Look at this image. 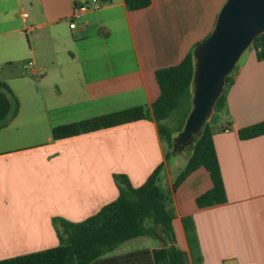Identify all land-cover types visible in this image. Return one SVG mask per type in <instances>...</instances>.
<instances>
[{
  "label": "crops",
  "instance_id": "obj_1",
  "mask_svg": "<svg viewBox=\"0 0 264 264\" xmlns=\"http://www.w3.org/2000/svg\"><path fill=\"white\" fill-rule=\"evenodd\" d=\"M225 1L152 0L128 10L125 0H102L72 28L73 0H0V80L20 101L0 129V260L56 247L54 218H88L118 197L115 174L140 186L165 162L153 120L58 140L52 129L150 106L160 94L156 70L180 63L208 36ZM18 13L23 25L8 28ZM224 94L209 120L227 202L197 207L213 183L203 167L191 173L173 193L176 244L190 256L183 217L192 216L199 264H264V134L242 139L238 132L264 121V59L255 48L242 55ZM173 182L166 160L162 185L169 190ZM147 237L125 241L97 264H155L159 241L119 250Z\"/></svg>",
  "mask_w": 264,
  "mask_h": 264
},
{
  "label": "trees",
  "instance_id": "obj_2",
  "mask_svg": "<svg viewBox=\"0 0 264 264\" xmlns=\"http://www.w3.org/2000/svg\"><path fill=\"white\" fill-rule=\"evenodd\" d=\"M152 0H125L128 10L150 6ZM173 66L156 70L155 78L160 94L150 105H138L103 115L65 123L53 127V138L64 139L138 120H153L158 128L165 149V162L173 155L175 137L185 125L193 107V79L195 71L194 49ZM257 57L264 59V32L252 45ZM232 83V73L226 86ZM225 88L218 98L214 112L224 107ZM20 101L7 82L0 80V129L19 113ZM239 136L249 139L264 134V121L241 128ZM189 157L167 190L162 185L165 162L158 165L140 186H133L125 174H115L118 197L103 206L97 213L80 222L54 218L53 224L59 245L43 251L0 260V264H97V259L115 250L125 241L149 236L157 239L160 247L152 251L155 264H199L202 260L198 237L192 216L183 217V224L190 247V256L176 244L173 227L175 217L173 193L194 171L205 168L212 180V187L196 198L199 208L227 202V194L213 139V127L207 120L193 143L186 146Z\"/></svg>",
  "mask_w": 264,
  "mask_h": 264
},
{
  "label": "water",
  "instance_id": "obj_3",
  "mask_svg": "<svg viewBox=\"0 0 264 264\" xmlns=\"http://www.w3.org/2000/svg\"><path fill=\"white\" fill-rule=\"evenodd\" d=\"M264 32V0H226L212 31L194 49L193 107L172 153L194 142L210 119L226 78Z\"/></svg>",
  "mask_w": 264,
  "mask_h": 264
},
{
  "label": "rangeland",
  "instance_id": "obj_4",
  "mask_svg": "<svg viewBox=\"0 0 264 264\" xmlns=\"http://www.w3.org/2000/svg\"><path fill=\"white\" fill-rule=\"evenodd\" d=\"M15 18H14V23H12V24H10L9 26H8V28L10 27V28H15V27H20L21 25H23V23H22V21H21V18H20V16H19V13L18 14H16L15 16H14ZM0 31H4V28H1L0 27ZM18 38L22 41V43L24 44V45H26V46H28V44H29V39H28V37H27V35H26V33H23V34H19L18 33ZM4 36H0V40H2V38H3ZM246 52H249V49L246 51ZM8 65V64H7ZM3 67H5V68H8V67H6V64L5 65H3ZM234 71V70H233ZM232 71V72H233ZM20 121H21V119H20ZM20 124V123H19ZM17 125L20 129L22 128L21 126H22V124L21 125ZM16 128V127H15ZM15 128H12V132H15ZM18 130V129H17ZM24 130V129H23ZM19 131H21V130H19ZM17 132V131H16ZM179 134H177V136H178ZM176 136V137H177ZM189 149L188 148H183L182 150H180V151H177L175 154H173V155H171L170 157H169V159H168V164H169V176L173 179V180H175L176 179V177L178 176V174L180 173V171L184 168V166H185V164H186V162H187V160H188V157H189ZM168 176H166V178H167ZM148 239H146V240H149V241H146L145 243H142V242H139V243H136V242H134V243H127L126 245H124L123 247H121V249H119L120 251H129V250H132V249H135L136 247H144V246H146V247H149L150 245H152V244H156L157 242H158V240L157 239H154V238H152V237H147ZM99 260H103V256L102 257H100L99 259H97L96 260V262L97 261H99Z\"/></svg>",
  "mask_w": 264,
  "mask_h": 264
},
{
  "label": "built area",
  "instance_id": "obj_5",
  "mask_svg": "<svg viewBox=\"0 0 264 264\" xmlns=\"http://www.w3.org/2000/svg\"><path fill=\"white\" fill-rule=\"evenodd\" d=\"M73 10L70 16L72 28L76 27V19L82 17L91 9H98L102 5V0H73Z\"/></svg>",
  "mask_w": 264,
  "mask_h": 264
}]
</instances>
